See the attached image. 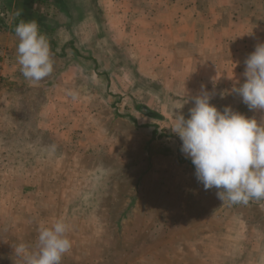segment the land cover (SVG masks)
<instances>
[{
  "label": "rangeland",
  "instance_id": "rangeland-1",
  "mask_svg": "<svg viewBox=\"0 0 264 264\" xmlns=\"http://www.w3.org/2000/svg\"><path fill=\"white\" fill-rule=\"evenodd\" d=\"M30 15L53 29L54 71L26 80L17 53L7 62L14 74L0 71V264H22L14 246L34 247L40 225L58 214L29 205L35 187L61 189L48 194L51 204L84 203L75 219L61 213L86 257L79 264H264V200L223 203L217 189L205 190L171 129L203 91L221 111L264 119L236 100L243 82L205 86L182 57L152 60L144 75L95 0H0L7 29Z\"/></svg>",
  "mask_w": 264,
  "mask_h": 264
},
{
  "label": "crops",
  "instance_id": "crops-1",
  "mask_svg": "<svg viewBox=\"0 0 264 264\" xmlns=\"http://www.w3.org/2000/svg\"><path fill=\"white\" fill-rule=\"evenodd\" d=\"M95 1L111 35L120 37L115 43L123 45L125 52L138 53L136 57L131 56L130 61L142 67L144 75L149 74L145 69L150 68L152 60L169 62L182 57L192 67H198V79L205 86L224 84L229 87L230 84L244 82L243 69L247 56L257 44L264 43V0ZM68 27L67 24L66 28ZM1 29L6 30L0 36V71L2 76H7V62L16 53L18 38L11 29ZM152 52L156 55L150 54ZM13 61L11 58V62ZM11 67L10 76L15 70L14 66ZM223 70L227 72L224 73ZM236 100L242 102L238 94ZM85 175L88 174L54 173L52 176H45L55 179L73 176L75 180H83L86 179ZM49 192L52 193H48L46 188H29L27 196L29 205L34 206L35 210L40 207L49 210L51 206L50 212L58 213L51 217L52 223L57 219L65 221L62 212L72 213V219H75L74 213L86 211L84 203L78 200L70 207L60 198L59 203L51 204L48 194L61 196V189L55 188ZM69 238L72 247L62 257V263L79 264L80 260L85 261L86 257L81 255L76 239ZM34 240L35 244L37 237Z\"/></svg>",
  "mask_w": 264,
  "mask_h": 264
},
{
  "label": "clouds",
  "instance_id": "clouds-1",
  "mask_svg": "<svg viewBox=\"0 0 264 264\" xmlns=\"http://www.w3.org/2000/svg\"><path fill=\"white\" fill-rule=\"evenodd\" d=\"M15 34L23 77L38 83L50 76L54 71L53 53L38 23L21 20ZM243 75L244 82L233 91L250 111L264 112V43L257 44L247 56ZM211 99L212 95L203 91L194 97L188 118L176 115L171 129L182 141V153L191 159L196 178L205 190L217 189V198L223 203L246 205L264 200V119L248 117L231 106L221 111ZM68 231L69 225L63 219L51 226L41 224L35 246L18 243L14 254L22 264H61L72 247Z\"/></svg>",
  "mask_w": 264,
  "mask_h": 264
},
{
  "label": "trees",
  "instance_id": "trees-1",
  "mask_svg": "<svg viewBox=\"0 0 264 264\" xmlns=\"http://www.w3.org/2000/svg\"><path fill=\"white\" fill-rule=\"evenodd\" d=\"M37 1H38V3H41V2L46 3L48 0H37ZM55 1L60 2V0H55ZM17 2H20V0H17ZM33 14H34V12L32 13V15H33ZM32 15H30L31 18H33ZM35 15H36V14H35ZM28 16H29V15H28ZM42 16L45 17L44 15H42ZM31 20H34V18L31 19ZM35 21L38 23V19H35ZM39 21H40V20H39ZM4 24H5V23H4V22L2 23V22H1V19H0V26H2V28H6V25H4ZM38 25H39L40 31H41L42 33L46 34V35L53 31L52 28L50 29V28L43 27V26L41 25V23H39ZM16 26H17V25H14V27L11 28V32L14 33V34H15V27H16ZM49 43H50V46L52 47V49L55 51V50H56V43H55L53 40H50Z\"/></svg>",
  "mask_w": 264,
  "mask_h": 264
}]
</instances>
